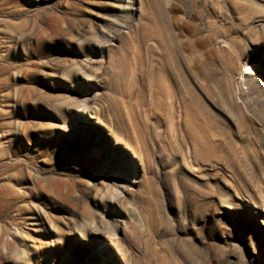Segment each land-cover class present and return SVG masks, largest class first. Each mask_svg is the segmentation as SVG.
Instances as JSON below:
<instances>
[{"label": "rangeland", "instance_id": "obj_1", "mask_svg": "<svg viewBox=\"0 0 264 264\" xmlns=\"http://www.w3.org/2000/svg\"><path fill=\"white\" fill-rule=\"evenodd\" d=\"M0 203L31 264H264V0H0Z\"/></svg>", "mask_w": 264, "mask_h": 264}, {"label": "bare ground", "instance_id": "obj_2", "mask_svg": "<svg viewBox=\"0 0 264 264\" xmlns=\"http://www.w3.org/2000/svg\"><path fill=\"white\" fill-rule=\"evenodd\" d=\"M109 36H111V35H109ZM105 43H106V41H103L99 45H97V48L99 49V52H100V54L102 56H103V50H104V47H105V45H104ZM82 72H84V71H82ZM91 95L92 94H90L89 91H87L86 96H84L83 100L81 102H79V104L75 105L76 113L77 114L80 113L79 116H76V118L78 120L82 118L83 121L93 123V121H91L90 118L87 117V115H86V117L83 116L84 114L92 113V110H91V108L89 106V102H87L88 100L92 99L90 97ZM112 146L118 148V151L120 152V155L124 159L122 161V164H124V171L127 172L126 171L127 165L131 166L134 179L130 180V181L134 182L135 181V177H136V169H135V161H134L133 157H136V158L138 157L139 160H141L139 155H138V153L130 150V148L129 149L126 148L127 152L132 155V159L131 158L130 159L127 158V156L125 155V152L123 151V149L121 150V148L124 147V144H123L122 140L120 138L116 137V136L112 137ZM116 176L117 175H116V172H115L114 175H112V177L116 178ZM113 182H114V180H113ZM126 182H127V180H126ZM18 189L19 188H17V201H19L20 198H21L20 195H19V190ZM120 189H123L122 185H121ZM22 190H24V189H21V191ZM111 193H112V197L110 199H108L107 195H106V190L103 191V194H102V197H101V202H102L104 208L107 206L108 202L116 203L121 192L120 191L117 192V190L114 189ZM1 205H2V203H0V208H1ZM36 214H37V217L40 218V220L44 218L43 217V211L41 209H38V212ZM120 220H121L122 223H124V221H125L123 216L121 217ZM88 233H90V234H92V233H94V234H101V233L104 234V233H106V231H103L102 229H97V228H89ZM111 234H115V233L111 232L110 234H106L109 237V239L111 237ZM10 235H11L10 238L13 241H15V237L14 236L17 235L16 234V230H13L12 232H10ZM16 247L17 248H14V246L10 245V243H8L7 240H6V242L1 240V235H0V254H6L9 251H12L10 256L15 259L17 264H31L29 262L28 254L24 250V248H22V247L20 248L18 243H17Z\"/></svg>", "mask_w": 264, "mask_h": 264}]
</instances>
